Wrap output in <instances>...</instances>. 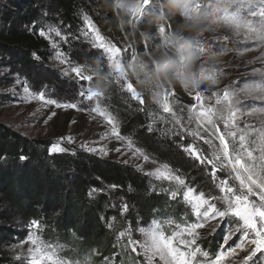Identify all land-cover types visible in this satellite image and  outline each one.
I'll return each instance as SVG.
<instances>
[{
	"label": "rangeland",
	"instance_id": "374dc122",
	"mask_svg": "<svg viewBox=\"0 0 264 264\" xmlns=\"http://www.w3.org/2000/svg\"><path fill=\"white\" fill-rule=\"evenodd\" d=\"M143 2H146V0H141L138 13L129 15L130 26L134 29L137 26L136 22L141 18L139 17L140 13L142 15L144 10L141 7ZM147 2L150 7L148 12L159 11L162 7L159 0H148ZM192 7L197 12L216 9L215 15L220 18L219 23L206 27V30L197 40H206L205 44L210 45V51L220 49V52L215 55L218 58L222 57L224 62L219 61L217 63L216 60L213 62L209 60L207 51L203 54L197 51L200 45L204 44L201 41L196 43V45L199 44L198 47H193L192 53L201 57L195 64L191 62V55L188 56L186 51L183 53V58L174 52L178 60L177 63L175 62L176 75L184 81L190 96L194 99V104L190 107L191 111L197 105V94H200L204 108L211 109V107L221 104V110H229L223 97V93L228 92L231 110L235 112L234 120L243 125H248L253 121V125H255L258 122L255 130L243 131L240 128L241 126L233 121V131L236 132L237 136L240 134L245 135L247 147L249 148L251 145L252 149H249L253 151V156L258 158L261 150L264 149V22H261L260 18L252 13L259 12L264 5L260 3V0H192ZM89 8L86 5L84 6V24L78 30H74L73 33L70 34L69 31L68 34L67 30H60L59 28L51 29L52 35L47 36L50 39V50L47 58H41L34 68L29 69L19 64H12L7 56L0 55V123L29 138L47 140L49 150L53 145L58 144L67 151L73 152L76 148L86 150L81 145H87V148H96L97 151L94 153L104 158L122 162L127 161V163H132L134 167L146 174L166 164L153 159L151 156H148L147 161L144 160L143 157L146 154L137 148L136 144L123 131V129L126 130L127 122L115 112L113 105L110 104L111 97H108V95L105 97L102 94L103 89L99 88L102 87V83L104 85L106 83V89L117 94L116 98L121 100L124 108L131 110L134 115L136 114L128 98L129 94L133 95L132 91L135 92L136 96L138 95L128 74L129 70H134L137 56L136 42L128 37L119 44L111 43L101 35L94 19L88 15ZM161 26L164 25L160 24L158 29L164 41L168 37L166 35L168 30L167 25L163 28ZM57 31L60 35H56ZM85 33H88V35H85ZM97 33L103 38V43L110 45L109 52L98 46L99 42L95 38ZM71 38L73 42L78 41L83 44V47L77 51L82 57L81 60L72 57L73 53L69 50L68 52L63 50L64 45ZM73 50L75 51L74 48ZM171 50L174 51L171 48H164V51L169 55L172 52ZM190 51H192V48ZM58 52L62 53L60 59L57 58ZM202 64L206 69L205 76H213L218 81L217 83H223L225 80L232 86L230 91L221 90L220 104H217V99L211 100L204 94L207 86L205 87L203 84L211 83V81L205 80L204 76L200 75L198 69ZM84 65H87V68ZM77 66L82 68L84 75L89 78L88 81L78 79L74 73H65V69ZM92 68L94 70H91ZM225 69H230L232 72L228 71L230 74L225 73ZM155 71L157 74V70ZM193 72L196 74L192 75ZM219 75H223V78H219ZM98 78L99 80H97ZM156 86L164 85L160 81ZM189 86H191L190 89ZM25 87L29 89L31 94L39 95L40 92H43L46 99H55L60 104H76L77 106L75 108L57 107L56 105L46 104L39 99H26L23 92ZM170 87L168 90L166 87H162L159 92L162 111H164L165 102L171 107L173 93L171 92L172 86ZM89 90L98 95L92 96L90 99L87 98ZM81 91L85 93L84 96L80 95ZM216 94L219 93L216 92ZM211 103H214V105L211 106ZM97 107L106 115L114 118L118 125L119 135L123 139L118 140L111 133L105 116L95 111ZM199 109L200 105H198ZM198 110L196 113L192 111L195 120L196 115L199 113ZM131 127L133 128V122L130 123L129 130L127 128L126 132H129ZM204 127L197 128L202 136L209 138L207 136L209 132L204 131ZM129 141H131L132 148H129ZM101 148L107 152V155L100 153L99 149ZM116 149H120V151H116ZM136 149H139L142 154H136ZM198 167L202 170L206 168L207 174L212 173L211 165L198 163ZM169 168L176 175H179L171 167ZM219 174L223 178L226 175L222 172H219ZM216 175L220 178L218 173ZM180 177L185 181V185L194 189V194L198 195L203 192L205 198L209 194L219 195V189L215 187L212 178L210 185L213 192H207L204 191L205 188L199 186L194 178ZM232 183L233 181L229 180V184ZM147 184L150 189H156L163 196L165 205L160 204V207L153 210L155 212H152V215L147 216L148 214H145L144 208L136 204H133L132 207L129 201L128 203L122 202L120 206L127 204L128 211H121L119 217L114 214L107 224L110 233H113L114 245L117 249L114 252L109 249L98 251V256L93 263L91 262L93 258H90L88 253L85 254L87 250L77 257V253L73 254L69 250L70 246L67 242L60 239L57 234V237H54L48 233L50 226L45 221H35L38 227H33L34 221H26L8 207V204L0 196V224H4V219L1 217L3 215L8 220L4 225L13 231L7 238L0 239V254H4V257L8 260L2 264H164L158 256L150 260L149 254H145L140 246H137L136 251L133 252L131 247L128 246L127 234L125 237H120L119 233L130 229L132 240L139 241L142 245L146 240L145 233L152 229L153 222L159 225V230L165 237H170L178 232L180 228L195 222V217L190 206L181 197H177L176 200L169 199L166 189H174L177 185L166 180L156 181L150 176ZM112 189L110 188V190ZM180 190L184 191V186H180ZM255 191L258 193L260 190L256 189ZM105 193L107 194V191L102 190L97 196ZM108 194L111 196L112 201H117L118 195H116L115 190ZM215 203L217 208H222L220 201ZM253 203L256 205L261 203L259 196L256 194L249 195V205ZM180 207L183 213H189L186 216L187 218L184 219V217L176 215ZM109 224L112 226L109 227ZM225 224H227V227H225ZM141 228L145 232L139 231ZM237 228L238 225L235 221L228 223L227 220L221 222L219 219H212L205 223L202 228L197 229L199 235L195 240V244L191 247L179 243L180 239L191 240V237L186 233L183 237H178L177 240L173 241V246L186 253L198 247L200 252L196 254L193 264H208L209 261L216 258L218 253L215 256L208 254L204 243L213 235H219L224 239L223 234L225 232H232L231 239L226 244L224 242L222 244L225 250L232 248L239 244L241 240L242 231H237ZM30 233L36 239V245L27 240ZM100 247L107 249L104 244H100ZM30 249L33 250L30 251ZM248 251L237 249V252L232 256L223 257L220 264H240ZM200 253H207V256ZM260 256L261 254H257V257H254L252 261H248V264H256ZM33 257H36V260H33Z\"/></svg>",
	"mask_w": 264,
	"mask_h": 264
},
{
	"label": "trees",
	"instance_id": "16d2710c",
	"mask_svg": "<svg viewBox=\"0 0 264 264\" xmlns=\"http://www.w3.org/2000/svg\"><path fill=\"white\" fill-rule=\"evenodd\" d=\"M159 1L162 4V0ZM85 5L90 7L88 15L94 19L101 35L111 43L119 44L128 37L136 42L134 70L128 71L138 94L136 97L128 95L136 114L124 108L121 100L116 98L117 94L106 89V83L99 87L103 89L102 94L105 97H111L110 104L115 112L127 122L126 130H129V125L133 122V128L131 127L129 132L124 129L123 131L147 156L165 163L184 178H194L199 186L205 188L204 191L213 192V188L207 186L211 183V172L207 174L206 168L200 169L199 162L193 161L184 151L195 139L205 155L211 152L209 145L191 135L192 132H199L190 108L194 99L190 96L187 85H180L177 75L165 80L156 74L152 63L165 53L158 29L160 24L167 25V36L173 30H179L186 36L193 35L183 27L180 16L169 15L165 20L157 22L155 17L161 9L148 12L150 7L147 5L134 29L130 26L129 15L114 9L113 0H0V55L7 56L12 64L34 68L41 58H47L50 50V39L47 36L52 35L51 29L67 30L68 34L69 31L71 34L78 30L84 24ZM41 31L45 35H41ZM198 41L204 44L206 42L196 40L193 47H198ZM204 46L208 58L220 52V49L210 51L209 44ZM81 47L83 44L73 42L71 38L63 50H69L73 53L72 57L81 60V55L77 53ZM193 47L190 52L186 50L188 56L193 52ZM170 55L175 56L177 63L174 51L170 52ZM218 60L224 62L222 57ZM141 63L147 64L146 70L141 69ZM87 65L84 67L87 68ZM228 71L232 72L225 69V73L230 74ZM219 78H223V75H219ZM160 81L164 86H156ZM203 85L207 86L204 94L211 100L220 99L222 89H232L225 80L223 83ZM170 86L173 93L172 112L167 113L162 111L159 92L162 87L168 90ZM210 105L213 106L214 103ZM196 109L198 110V104ZM211 109L225 116L228 113V109L221 110V104ZM213 119L221 133L233 131V127L225 128L223 120H217L216 117ZM235 122L243 131L255 130L258 126V122L253 125L254 121L248 125ZM226 139L231 145L232 138L226 136ZM213 142L217 143L215 140ZM21 156L26 159L21 160ZM217 173L220 179H223L219 171ZM148 181L149 176L132 163L107 159L79 148L73 152H50L47 140L29 138L0 123V196L8 207L26 221H45L50 226L47 228L48 233L54 237H57V234L67 242L69 250L73 254L77 253V257L87 250L85 254L88 253L89 257L93 258L92 263L97 258L98 251L109 249L114 252L117 249L113 233H110L107 224L114 214L116 217L120 216L122 202L129 201L130 206L136 204L144 208L147 216L152 215V212H155L153 210L160 207V204L165 205L163 196L156 189H150ZM113 185L115 187H111ZM92 189L97 191L89 196L88 193ZM102 190H106L107 194L97 196ZM113 190L118 195L116 202L112 201L108 194ZM188 214L183 213L181 207L176 212L178 217L184 219ZM1 217L4 224L7 223L5 216ZM4 224H0V239L7 238L13 232ZM223 242L222 237L213 235L204 245L208 254L215 256ZM100 244L106 245L107 249L101 248ZM4 261L8 260L4 254H0V264Z\"/></svg>",
	"mask_w": 264,
	"mask_h": 264
},
{
	"label": "snow or ice",
	"instance_id": "6c2138e0",
	"mask_svg": "<svg viewBox=\"0 0 264 264\" xmlns=\"http://www.w3.org/2000/svg\"><path fill=\"white\" fill-rule=\"evenodd\" d=\"M260 3L264 5V0H260ZM260 18L261 22H264V7L261 8L259 12L252 13ZM89 27L91 24L89 22ZM54 30V29H53ZM45 35L43 31L40 33ZM56 35H60L57 31ZM88 35V33H85ZM95 38L99 42L98 46L104 48L105 51L109 52L110 45L103 43V38L95 35ZM62 53H57V58L60 59ZM74 73L75 76L80 80H89L87 76L84 75L81 67H72L70 69H65V73ZM26 99H39L44 101L46 104L56 105L57 107H70L75 108L76 104H60L55 99H46L43 92L39 95H34L29 92V89L25 87L23 89ZM133 96H136L135 92L132 91ZM81 96L85 93L81 91ZM98 94L89 90L87 98L92 96H97ZM224 102L228 106L229 110L227 115L217 114L210 108L206 109L203 107L202 99L200 94H197L196 100L197 104L200 105L199 113L196 115L197 127H204V131L209 132V138H205L200 135V133L192 132L194 138L202 140L205 144L209 145L211 152L209 155H205L203 150L199 147L194 139L193 143L184 148V151L197 162L202 165H211L212 167V179L215 187L219 189V195L209 194L207 198L203 192L198 195L194 194V189L185 185V181L176 175L167 165H162L155 168L153 171L146 173V175L153 177L156 181H168L169 183H174L177 185L176 188L166 189L168 191L169 199L176 200L177 197H181L186 204L191 208L192 214L195 217V222L190 225H185L180 228L178 232L170 237H165L164 234L159 230V225L153 222L152 229L145 233L146 240L141 245L139 241L132 240L131 230L127 229L125 232H120V237H125L127 234L128 246L131 247L132 251H136V247L140 246L145 254H149V259L158 256L164 264H193L195 261L196 254L200 252L198 247L192 249L189 252H182L177 247L173 246V241L177 240L178 237H183L186 233L191 237V240L180 239V244H185L188 247L195 244V240L199 233L197 229L204 226L212 219H219L221 222L227 220L228 223L235 221L238 225L237 231H242V236L239 244L236 246L225 250L221 246V250L218 252L216 258L208 262V264H220V261L225 256H232L237 252V249L241 251H248L240 262V264H248V261H252L257 254H261L260 258L256 261V264H264V149L261 150L258 158L253 156V151L250 150L246 145V137L244 134L236 135L235 131H226L221 133L213 117L217 120H223L225 122V128L229 129L233 127V121L235 118V112L231 110V101L228 99L229 93H223ZM221 101L217 99V104ZM164 112L171 113L172 109L167 102L163 106ZM95 111L100 112V115L105 116L106 122L110 126L111 133L116 137V139H123L119 135L118 125L116 124L114 118L110 115H106L103 111L97 107ZM192 111L196 113L197 109L194 106ZM191 121V117H190ZM227 137H231V145ZM70 140V138H69ZM217 143H214L213 141ZM71 142V141H70ZM129 148H132L131 141L128 142ZM88 151L96 152V148H87V145H81ZM67 149L60 147L58 144L53 145L50 148V152H64ZM102 155H107L102 148L99 149ZM120 151V149H116ZM136 154L140 153L139 149L135 150ZM144 160L147 161L149 157L144 155ZM21 160L26 159V157L21 156ZM127 163V161H124ZM142 167V166H141ZM217 171L226 173L223 179L217 177ZM229 180L233 183L229 184ZM180 186H184V191L180 190ZM211 186V185H207ZM115 187V185L111 186ZM259 189L257 193L255 190ZM97 190L92 189L89 191V196H92ZM256 194L259 196L261 203L259 205L251 204L249 205V195ZM216 201L222 203V208L216 207ZM122 212L128 211V205L123 204L121 207ZM33 227H38L36 222H33ZM112 225L109 224V227ZM179 228V226H177ZM227 227V224H225ZM141 232H145L143 228L139 229ZM224 243L226 244L229 239H231L232 232H225ZM27 240L31 244L36 245L37 241L33 234H29ZM33 249H30L32 251ZM203 256H207V253H200ZM36 260V257H33Z\"/></svg>",
	"mask_w": 264,
	"mask_h": 264
},
{
	"label": "clouds",
	"instance_id": "9594fccd",
	"mask_svg": "<svg viewBox=\"0 0 264 264\" xmlns=\"http://www.w3.org/2000/svg\"><path fill=\"white\" fill-rule=\"evenodd\" d=\"M141 0H113L114 9H119L124 15H135L140 11ZM216 9L211 11L197 12L192 7V0H162V8L160 13L155 17L157 22L165 20L169 15H178L181 17L183 27L193 33L191 36L184 35L179 30H173L168 37L163 41L162 47L171 48L174 52L183 58V53L187 50L190 52L197 38L203 34L206 27L219 23V17L215 15ZM201 54L206 50L201 44L197 49ZM191 54V62L195 64L200 60V56L195 53ZM209 60H216L219 62L218 57L213 54L209 56ZM153 66L156 68L159 76L165 80L176 76L175 71V56H170L165 52L160 59L153 60ZM141 69L146 70L147 64L141 63ZM200 75L204 76L205 80L211 81L216 84L218 81L213 76L204 73L206 71L204 65H200L198 69ZM196 73L193 72L192 75ZM178 78V77H177ZM180 85L184 86V81L179 79Z\"/></svg>",
	"mask_w": 264,
	"mask_h": 264
},
{
	"label": "water",
	"instance_id": "95a60500",
	"mask_svg": "<svg viewBox=\"0 0 264 264\" xmlns=\"http://www.w3.org/2000/svg\"><path fill=\"white\" fill-rule=\"evenodd\" d=\"M147 1H148V0H146V2H143V3H142V6H141V7H142V10H143L144 7L147 5V3H148Z\"/></svg>",
	"mask_w": 264,
	"mask_h": 264
},
{
	"label": "built area",
	"instance_id": "2783aa9c",
	"mask_svg": "<svg viewBox=\"0 0 264 264\" xmlns=\"http://www.w3.org/2000/svg\"><path fill=\"white\" fill-rule=\"evenodd\" d=\"M140 16H141V13H140ZM140 16H139V17H140ZM136 24H137V22H136ZM161 27L163 28L164 26H161Z\"/></svg>",
	"mask_w": 264,
	"mask_h": 264
}]
</instances>
